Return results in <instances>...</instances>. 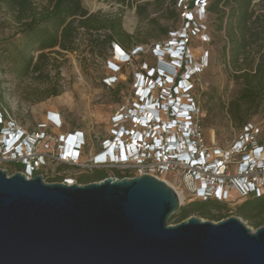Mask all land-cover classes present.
Segmentation results:
<instances>
[{
	"label": "built area",
	"instance_id": "obj_1",
	"mask_svg": "<svg viewBox=\"0 0 264 264\" xmlns=\"http://www.w3.org/2000/svg\"><path fill=\"white\" fill-rule=\"evenodd\" d=\"M177 7L184 28L148 46L158 61L154 66L142 63L135 72L128 104L112 117L110 134L95 154L85 159L89 143L84 132L49 131L50 126L62 127L60 114H49L48 123L29 132L0 106V170L9 175L1 166L13 164L27 179L36 175L44 179L45 172L55 173L60 165L84 171L121 169L125 176L109 178H157L180 192L181 205L188 198L191 204L263 197L264 127L247 122L230 147L220 146L207 139L206 113L191 96L192 81L209 64V52L194 61L191 50L194 38L211 40L205 24L209 22V0H179ZM144 51L143 46L130 53L116 48L113 54L131 65ZM108 63L112 71L122 70L120 65ZM117 82L116 76L105 78L108 86ZM61 183L76 184L72 179Z\"/></svg>",
	"mask_w": 264,
	"mask_h": 264
},
{
	"label": "rangeland",
	"instance_id": "obj_2",
	"mask_svg": "<svg viewBox=\"0 0 264 264\" xmlns=\"http://www.w3.org/2000/svg\"><path fill=\"white\" fill-rule=\"evenodd\" d=\"M34 2L38 7L46 4V0ZM156 2L157 0H127L122 5L116 0H82L91 13L122 16L123 29L132 36L128 40L129 45L138 43L145 48L143 54L133 59V64L122 63L109 47L92 48L87 35L81 30L75 41V51L66 52L60 48L46 51L47 58L40 65L41 70L35 73L31 69L27 76L19 75L21 65L16 61L18 52L24 48L25 39L18 33L20 26L13 13L0 3V90L3 92V109L8 110L12 119L29 132L40 130L43 124L48 123L49 114H60L62 127L57 129L50 126L49 131L84 132L89 143L85 159L90 158L98 151L102 140L110 134L114 114L123 104H128L135 72L142 63L154 66L158 61L153 51L145 45L166 40L165 36H160L162 28H167L168 31H181L184 28L183 18L178 16L177 9L172 7L169 1L163 5ZM174 9L177 15L171 18V11ZM209 19L212 26L215 16L210 15ZM205 24L209 25L208 22ZM207 33L211 39L209 42H203L197 37L191 41L194 61H200L203 54L209 52L208 67L192 81L194 90L191 96L206 113L203 122L206 137L212 138L220 146L230 147L238 138L241 125L231 119L228 107L238 97L241 85L224 64L222 48L225 40L222 34L213 32V28L211 33L209 29ZM127 52L130 53L131 50ZM39 53L32 54V65L37 63ZM109 61L120 65L122 70L112 71ZM110 76H116L118 79L113 86L105 83V78ZM55 93L58 95L55 96ZM247 121L264 127V111L252 114ZM1 168L7 170L9 175L18 171L13 164L2 165ZM99 172L104 173L106 178L125 176L121 169L101 168L84 171L60 165L56 167L55 173L51 170L45 172L44 180L47 183H55L52 181L72 179L76 184H82V178H93ZM189 200L190 198L185 201L180 211L169 219V225L179 224L181 210L189 206V216L198 217L203 221L217 223L235 217L252 232L264 227V207L249 211L244 207L248 200L216 202L212 203L216 206L208 204L195 208L194 205L191 206L194 203H187Z\"/></svg>",
	"mask_w": 264,
	"mask_h": 264
},
{
	"label": "water",
	"instance_id": "obj_3",
	"mask_svg": "<svg viewBox=\"0 0 264 264\" xmlns=\"http://www.w3.org/2000/svg\"><path fill=\"white\" fill-rule=\"evenodd\" d=\"M181 207L148 175L68 185L0 170V264H264V227L169 225Z\"/></svg>",
	"mask_w": 264,
	"mask_h": 264
},
{
	"label": "trees",
	"instance_id": "obj_4",
	"mask_svg": "<svg viewBox=\"0 0 264 264\" xmlns=\"http://www.w3.org/2000/svg\"><path fill=\"white\" fill-rule=\"evenodd\" d=\"M116 1L124 5L127 0ZM167 1L177 9L180 17L179 0H157L156 3L163 5ZM0 3L13 13L20 26L18 33L25 39L24 48L16 59L21 65V76H27L31 69L39 72L48 50L75 51V41L81 30L92 48L130 51L141 46L137 42V45H129L132 36L124 31L120 14L91 13L82 0H46V4L40 7L34 0H0ZM171 13V18L177 15L175 9ZM209 13L215 16L212 26L209 19V33L213 28V32L222 34L225 40L222 48L224 64L241 85L238 97L229 104L228 114L242 127L252 114L264 111V0H209ZM174 30L162 28L160 36L167 39ZM158 42L162 41L152 44ZM36 52H40L38 61L32 65V54ZM2 96L0 90V106L3 108ZM106 177L82 178L81 183L101 181ZM212 203L216 204L202 202L204 205ZM244 207L249 211L264 207V196L248 200ZM189 213V206L183 208L180 220L188 218Z\"/></svg>",
	"mask_w": 264,
	"mask_h": 264
},
{
	"label": "flooded vegetation",
	"instance_id": "obj_5",
	"mask_svg": "<svg viewBox=\"0 0 264 264\" xmlns=\"http://www.w3.org/2000/svg\"><path fill=\"white\" fill-rule=\"evenodd\" d=\"M96 176H104V173L99 172V173H97ZM193 203H195V204H194V208H195V206H198V205H203V206H205L204 204L200 203L199 201H196V202H193ZM212 205L216 206L215 204H212ZM189 217H190V216H189ZM189 217H188V218H189ZM188 218H186V219H188ZM186 219H184V220H182V221H185ZM182 221H180V222H182Z\"/></svg>",
	"mask_w": 264,
	"mask_h": 264
},
{
	"label": "bare ground",
	"instance_id": "obj_6",
	"mask_svg": "<svg viewBox=\"0 0 264 264\" xmlns=\"http://www.w3.org/2000/svg\"><path fill=\"white\" fill-rule=\"evenodd\" d=\"M177 194H178V197H179L180 202L182 203V202H183V197H182V195L180 194V192H178Z\"/></svg>",
	"mask_w": 264,
	"mask_h": 264
},
{
	"label": "clouds",
	"instance_id": "obj_7",
	"mask_svg": "<svg viewBox=\"0 0 264 264\" xmlns=\"http://www.w3.org/2000/svg\"><path fill=\"white\" fill-rule=\"evenodd\" d=\"M190 111V110H189ZM191 112V111H190Z\"/></svg>",
	"mask_w": 264,
	"mask_h": 264
}]
</instances>
